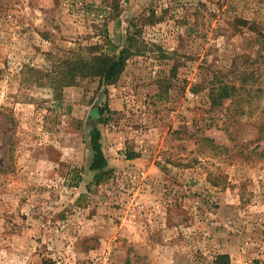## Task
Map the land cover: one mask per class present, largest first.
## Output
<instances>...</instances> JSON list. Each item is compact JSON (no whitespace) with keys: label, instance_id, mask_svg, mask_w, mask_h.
Listing matches in <instances>:
<instances>
[{"label":"rangeland","instance_id":"1","mask_svg":"<svg viewBox=\"0 0 264 264\" xmlns=\"http://www.w3.org/2000/svg\"><path fill=\"white\" fill-rule=\"evenodd\" d=\"M0 264H264V0H0Z\"/></svg>","mask_w":264,"mask_h":264},{"label":"trees","instance_id":"2","mask_svg":"<svg viewBox=\"0 0 264 264\" xmlns=\"http://www.w3.org/2000/svg\"><path fill=\"white\" fill-rule=\"evenodd\" d=\"M103 9L97 7L95 13L101 16ZM152 16H155L154 14ZM148 16L147 18H149ZM152 22H156V19ZM131 25L133 28L137 27V24L132 21ZM141 30L129 31L128 39L126 44L119 47L112 43L109 35V30L107 28L103 29L102 41L91 45V52L87 57L81 56V58L76 62L74 69L71 72H66L63 74L64 80H75L77 76H100L102 80L110 82L115 80L124 71L127 60L134 53L139 51L137 49V33ZM137 50V51H135ZM70 76V77H69ZM235 89V87H233ZM230 87L223 86L218 98L229 97L231 95ZM99 113L102 116L100 122H105L106 119L103 118L105 109L102 107L99 109ZM91 147L94 152L90 169L94 172L96 180H100L102 175L107 172L108 159L103 150L102 144V132L99 128H95L91 132ZM136 154H128V159H132Z\"/></svg>","mask_w":264,"mask_h":264}]
</instances>
